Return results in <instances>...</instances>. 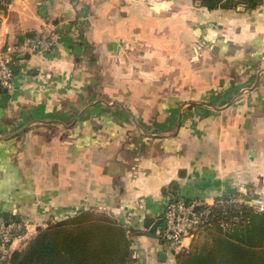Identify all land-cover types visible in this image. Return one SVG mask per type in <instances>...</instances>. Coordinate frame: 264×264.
Instances as JSON below:
<instances>
[{
	"label": "crops",
	"instance_id": "1",
	"mask_svg": "<svg viewBox=\"0 0 264 264\" xmlns=\"http://www.w3.org/2000/svg\"><path fill=\"white\" fill-rule=\"evenodd\" d=\"M100 3L11 0L0 14V46H20L11 99L0 107V215L9 211L28 225L32 236L20 245L48 219L94 204L136 229L146 227L147 220L163 217L171 199L163 188L172 184L180 195L208 201L238 185L264 197V77L258 74L264 71V3L250 11L196 12L187 10L191 0ZM91 4L101 9L87 20ZM45 28L58 37L53 51L32 52L23 46L27 37L18 43L20 36ZM80 36L85 43H78ZM158 39L175 46L162 45L164 65L170 70L174 59L190 73L184 86L164 95L165 84H146L147 75L134 77L132 85L121 80L125 69L135 67L127 59L130 50L149 59L140 42L151 47ZM222 72L236 73L238 80ZM110 74L117 90L133 88L117 101L124 114L103 110L109 108L103 96L109 94ZM243 80L254 84L241 102L213 105L220 92L228 96ZM210 84L218 92L190 101L199 85ZM142 88L155 94L142 96ZM184 104L208 112L187 115ZM148 236L149 255L160 261L163 246Z\"/></svg>",
	"mask_w": 264,
	"mask_h": 264
},
{
	"label": "trees",
	"instance_id": "2",
	"mask_svg": "<svg viewBox=\"0 0 264 264\" xmlns=\"http://www.w3.org/2000/svg\"><path fill=\"white\" fill-rule=\"evenodd\" d=\"M193 1L209 11L240 7L250 11L264 3V0ZM6 11L7 6L0 5V12ZM35 34L20 36L18 43ZM163 192L171 194V198L180 195L176 184L163 188ZM240 210L213 206L208 220L195 231L189 250L175 254V264H264V211L257 212L249 205ZM37 231L0 264H131V236L138 233L124 220L92 210L51 221ZM202 234L207 238L204 243L198 241ZM152 235L158 238L157 234Z\"/></svg>",
	"mask_w": 264,
	"mask_h": 264
},
{
	"label": "rangeland",
	"instance_id": "3",
	"mask_svg": "<svg viewBox=\"0 0 264 264\" xmlns=\"http://www.w3.org/2000/svg\"><path fill=\"white\" fill-rule=\"evenodd\" d=\"M93 2L95 5L101 4L100 3L101 0H93ZM191 2L192 3L188 4L189 8L187 9L190 12H192V11L196 12V11H199L201 8H204V7H201L199 5V3H196L193 0H191ZM100 9H101V6L97 8V7H94L93 4L88 5V8L86 9L87 14H85L87 17V20H90V18H92L94 14H99L98 12H100ZM111 11L112 10H110V12ZM84 23L86 24V22H84ZM84 23L80 24V31L86 33V31H87L86 28L83 30ZM175 27H176V29L172 30V32H171L173 38H174V36H176L175 34L177 33V30H178L177 26H175ZM163 33H166V31L162 30V31L158 32L156 35L159 38V37L164 36ZM167 33H170V32H167ZM84 37H86V35H84ZM168 38H170V37L168 36ZM79 40H78V43L79 42L85 43L86 38L83 39L80 36ZM169 42L171 44L170 45L171 48L175 47L173 40H171V39L165 40V41H160L158 39L157 42L152 43L151 47L148 44L141 41L140 46L148 52L147 55H150V54H152V55L149 56V59H144V58H142V56L140 57L139 52H137L136 50H130L131 52L128 54L129 57H127V59H128V62L130 61V63L135 64V67H134V69H131V68L125 69L124 74L121 75L122 76L121 80H125L123 82L127 83V85H132L134 77L140 76V77L144 78V76L147 75L145 77V83L146 84L152 83L151 85L155 86V87L157 85L162 87L165 84V88L160 89L161 90L160 95L166 94L164 90H167L168 92H170L173 89V88H171L172 86H175V85L177 87L178 86H184V84H186L190 80V77L188 76V74L190 75V73H185L184 71H181L182 67L180 66V63L179 64L174 63V61H173L174 59L172 60V64H173L172 66L173 67H171V69L169 70L168 66L164 65V63H163V61L166 58H163L160 55V52L162 50V48H161L162 45H166ZM169 56H171V55H169ZM171 59H172V57H171ZM176 64H178V65L176 66ZM145 69L151 73H149V74L143 73L142 71H144ZM258 74H260L262 77H264V71L263 70L258 72ZM221 75H231L234 79H237V80L239 77V75L236 73L233 74V73L222 72ZM215 76H217V74L214 73V77ZM223 79L226 81V78H223ZM261 81H264V79L261 78ZM153 83H155V85H153ZM253 84H254V81L243 80L240 82L239 85H236L231 90V92L228 94V96H225L226 93L220 92L219 93L220 97L218 95L215 98H213V105H217L218 107H223L225 104L231 102V100L241 102L243 100L241 98V96L245 93L248 94V91L250 90L251 87H253ZM108 86H109V94L104 95L103 98H105L106 101L109 103V108L103 107V110L108 111V112H120V113L124 114L123 109L121 108V106L118 104L117 101L123 102V98L120 95L124 94L123 92H125V93L132 92L133 88L126 87L123 91L120 89L117 90V86H116V83L114 81V76L112 74H110L108 77ZM213 87H214L213 84H210V86H208V87H206V89H204L202 86L199 85V88L197 89V92L194 95V98H196V99L193 100V99H191V97H189L190 101L200 102L202 100H208L210 90H211V92L212 91H214L215 93L218 92V89L213 90ZM169 88H170V90H169ZM194 90H196V89L192 88L191 91H194ZM158 91H159V88L156 89V93ZM140 93L142 96H149V97L152 96V94H155L153 89H152V92L150 93V91L148 89H144V88L141 89ZM97 97L99 98L100 95ZM103 106H105V105H103ZM189 106H190V104L181 105V109L185 110L186 112L185 111L184 112L187 115H192V114L197 115L198 113L208 112V109H205L203 107L195 106V107L190 108ZM241 189H242V191H241ZM232 191L234 193H237V194L239 192H243L245 195L249 196V198H250L249 201L252 205L249 204V206H253V208L257 212H263L264 211V197L255 196L254 194L250 195V192L246 193L243 190V188H240L239 185L236 186V189H233ZM228 194H230V193H228ZM87 210H92L94 212L107 214V215H109L113 218H117L118 220L123 222V220L120 217H118L117 215H115L110 209L108 210L104 207L101 208V207H99L98 204L92 205V207L87 209ZM79 212H81V211H78L76 214H78ZM76 214H74V215H76ZM66 218H68V217L59 216L57 218H54L53 220L48 219L47 222H45V223L48 224L51 221L57 222V221H60V220L66 219ZM124 224H126V223L124 222ZM45 226H47V225H45ZM45 226L42 225L39 227H45ZM128 226H130V225H128ZM162 226H163V223L160 224L159 230H161ZM39 227H37V230ZM37 230H36L35 235L38 232ZM136 231L138 233L131 236V247H130V256H131V260H132L131 264H163L164 262H161L157 259L153 261L149 255L148 249L150 248V245H151L149 242H152L151 237L148 235H143L144 233L139 234L140 231L141 232H150L149 229L142 225L141 227L139 226V228L136 229ZM29 235L32 236L31 233L28 234V236ZM156 239H157V237H156ZM206 239L207 238L205 237V235L202 234L199 237L198 241L200 243H204L206 241ZM160 245H161V247L163 246V244H161V243H160ZM166 264H175V263L166 262Z\"/></svg>",
	"mask_w": 264,
	"mask_h": 264
},
{
	"label": "built area",
	"instance_id": "4",
	"mask_svg": "<svg viewBox=\"0 0 264 264\" xmlns=\"http://www.w3.org/2000/svg\"><path fill=\"white\" fill-rule=\"evenodd\" d=\"M11 0H0V5L9 6ZM3 12H0L2 14ZM57 35L49 28L42 29L28 39L23 46L35 53H48L55 49ZM22 46V47H23ZM20 53V46H0V95L4 89L10 92L15 84L14 64ZM220 193L212 201L179 195L167 203L158 240L163 244L166 262L175 263V254L187 251L198 227L208 220L213 206H231L241 211L243 205L251 204L243 192ZM252 205V204H251ZM28 234V225L17 219H6L0 215V263L7 261L10 254L20 247L19 241Z\"/></svg>",
	"mask_w": 264,
	"mask_h": 264
},
{
	"label": "water",
	"instance_id": "5",
	"mask_svg": "<svg viewBox=\"0 0 264 264\" xmlns=\"http://www.w3.org/2000/svg\"><path fill=\"white\" fill-rule=\"evenodd\" d=\"M11 99V94L8 92L7 89H4L3 93L0 95V107H5L8 104V101ZM2 211V210H1ZM3 216L6 219L10 218V212L9 211H2ZM162 223V218H159L155 221L147 220L146 221V227L149 229L150 232L146 234H156L157 230L159 229L160 224ZM160 261L166 262V253L160 254Z\"/></svg>",
	"mask_w": 264,
	"mask_h": 264
}]
</instances>
